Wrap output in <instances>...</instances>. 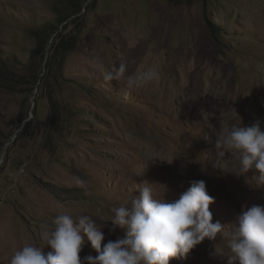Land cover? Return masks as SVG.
Segmentation results:
<instances>
[{"label":"rangeland","instance_id":"1","mask_svg":"<svg viewBox=\"0 0 264 264\" xmlns=\"http://www.w3.org/2000/svg\"><path fill=\"white\" fill-rule=\"evenodd\" d=\"M71 2L82 7L81 41L47 80L73 111L65 131L44 138L50 105L35 79H46L47 57L31 59L33 34H70L74 17L60 19ZM121 63L126 75L155 68L160 77L135 90L105 81ZM1 72L15 81L0 83V264L25 244L41 245L62 213L92 216L103 248L123 238L108 220L139 187L172 202L194 180L206 182L213 222L225 230L169 264H227L215 248L229 254L228 232L242 206L264 205V184L254 168L240 173L239 154L221 156L214 140L240 118L264 130V0H0ZM79 255H97L86 237Z\"/></svg>","mask_w":264,"mask_h":264},{"label":"clouds","instance_id":"2","mask_svg":"<svg viewBox=\"0 0 264 264\" xmlns=\"http://www.w3.org/2000/svg\"><path fill=\"white\" fill-rule=\"evenodd\" d=\"M127 65L121 63L113 71L103 73L105 81L123 80L129 90H135L158 80L160 73L149 68L126 75ZM207 138V137H206ZM215 146L220 155L235 151L239 154V172L255 169L259 183L264 184V130L256 120L251 126L232 123L223 135H217ZM148 185H151L148 183ZM140 195L113 210L111 231H124L123 238L105 240L99 225L90 215L62 213L45 226L41 245L25 244L15 251L10 264H169L171 259H184L206 238L215 241L225 230L219 221L213 222L209 205L215 202L206 189V182L194 180L180 198L168 202L157 199L150 186L139 187ZM90 241L97 255L80 257ZM48 246L52 251H42ZM229 254L215 248L214 255L226 258L227 264H264V205L242 206V214L228 232Z\"/></svg>","mask_w":264,"mask_h":264},{"label":"trees","instance_id":"3","mask_svg":"<svg viewBox=\"0 0 264 264\" xmlns=\"http://www.w3.org/2000/svg\"><path fill=\"white\" fill-rule=\"evenodd\" d=\"M75 6L71 2V7ZM82 11V7L80 4L75 6L72 14H69L60 19L61 26L64 23H67L71 18L70 25L72 26V31L68 35H60L58 34L56 38H53L55 34H57L58 28L54 29L52 27H45L42 29H38L34 32L33 37L35 41V47L31 50V59L43 58L47 59V64L45 69H47V77L42 82L40 79H35V85L40 83V87L36 88L37 92L46 93L48 96V101L50 105V114L47 119L45 132H43L44 138H51V136L58 134L60 132L65 131V117L72 113V109L66 105L62 104L59 100V96L57 95V86L47 80L50 76H55V68L56 63H65L66 57L74 52L78 47L81 41V32H82V16L80 14ZM206 24L208 29L210 30L211 36L215 41V44L221 49V42L219 41V30L217 24L211 22L209 18L205 16ZM80 22V23H79ZM65 28V27H64ZM67 72V71H66ZM65 69L63 73L65 74ZM15 80L12 78H8L6 74L3 72L0 73V83L4 87L12 86L10 83H14ZM39 85V84H38ZM34 114V112H33ZM31 126V120H27L23 124H21L17 131L23 127L22 133L19 135V138L25 137V130H28ZM8 153L5 154L7 159ZM5 158V157H4Z\"/></svg>","mask_w":264,"mask_h":264},{"label":"water","instance_id":"4","mask_svg":"<svg viewBox=\"0 0 264 264\" xmlns=\"http://www.w3.org/2000/svg\"><path fill=\"white\" fill-rule=\"evenodd\" d=\"M22 128H23V127H22ZM22 128H21V129H22Z\"/></svg>","mask_w":264,"mask_h":264}]
</instances>
